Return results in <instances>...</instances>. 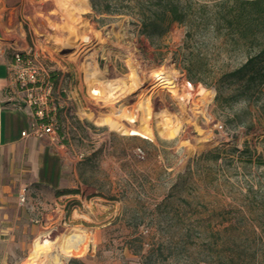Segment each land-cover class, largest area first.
<instances>
[{
  "label": "rangeland",
  "instance_id": "rangeland-1",
  "mask_svg": "<svg viewBox=\"0 0 264 264\" xmlns=\"http://www.w3.org/2000/svg\"><path fill=\"white\" fill-rule=\"evenodd\" d=\"M5 1L10 54L52 84L74 191L23 192L18 227L0 229V264L27 263L37 239L67 229L84 240L64 264H264V82L219 78L264 47V29L250 45L217 20L222 0H170L185 21L150 34L124 2L97 14L89 0Z\"/></svg>",
  "mask_w": 264,
  "mask_h": 264
},
{
  "label": "crops",
  "instance_id": "crops-1",
  "mask_svg": "<svg viewBox=\"0 0 264 264\" xmlns=\"http://www.w3.org/2000/svg\"><path fill=\"white\" fill-rule=\"evenodd\" d=\"M8 10L0 0V229L6 230L18 227L12 214L19 210L23 192L42 189L54 194L74 187L67 148L57 136H22L31 131L32 117L9 71Z\"/></svg>",
  "mask_w": 264,
  "mask_h": 264
},
{
  "label": "trees",
  "instance_id": "trees-1",
  "mask_svg": "<svg viewBox=\"0 0 264 264\" xmlns=\"http://www.w3.org/2000/svg\"><path fill=\"white\" fill-rule=\"evenodd\" d=\"M94 13H108L109 5L126 3L134 8L139 17L140 29L145 34L160 31L163 24L183 23L187 17L188 8L179 6L170 0H105L103 8H99L96 0H89ZM97 3V4H96ZM215 16L217 20L227 22L228 27H234L238 34L249 41L250 45H258L261 31L264 29V0H237L230 5L228 0H222ZM165 29V28H164ZM259 47V45L257 46ZM187 80L191 84H206L200 78L192 76V69L186 68ZM220 79L227 82H241L245 90H252L264 82V47L256 54L248 55L244 62L234 69H223ZM216 97L219 98V88L215 86ZM57 128V127H56ZM74 190H63L70 193ZM68 264H85L78 259H70Z\"/></svg>",
  "mask_w": 264,
  "mask_h": 264
},
{
  "label": "built area",
  "instance_id": "built-area-1",
  "mask_svg": "<svg viewBox=\"0 0 264 264\" xmlns=\"http://www.w3.org/2000/svg\"><path fill=\"white\" fill-rule=\"evenodd\" d=\"M9 71L16 86L23 93V100L30 108L32 117L31 131L22 132L37 138L56 137V113L59 109L57 99L53 96L52 84L39 72L26 53L11 52Z\"/></svg>",
  "mask_w": 264,
  "mask_h": 264
},
{
  "label": "bare ground",
  "instance_id": "bare-ground-1",
  "mask_svg": "<svg viewBox=\"0 0 264 264\" xmlns=\"http://www.w3.org/2000/svg\"><path fill=\"white\" fill-rule=\"evenodd\" d=\"M67 3V7L71 4H75L78 6V9L81 10H84L88 6L87 0H69ZM52 28L53 31H59L60 25H55ZM69 36L73 37V35ZM61 44L65 46L69 45V37H65V39L61 41ZM76 47L78 48L79 46ZM100 122L107 125L111 130H115L122 134L136 133L143 137H148L150 134L149 128H145V126L133 127L130 125V122H128L129 127L120 122V120L116 121L111 118L101 119ZM53 236L51 240L47 237L39 240L37 239L33 243L32 251L25 264H64L69 256L79 250L84 240L83 236L75 233L73 229H67L61 233L56 230L53 232Z\"/></svg>",
  "mask_w": 264,
  "mask_h": 264
}]
</instances>
